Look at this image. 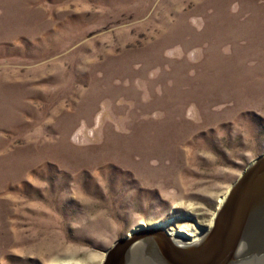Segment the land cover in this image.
<instances>
[{
    "label": "rangeland",
    "instance_id": "1",
    "mask_svg": "<svg viewBox=\"0 0 264 264\" xmlns=\"http://www.w3.org/2000/svg\"><path fill=\"white\" fill-rule=\"evenodd\" d=\"M263 150L264 0H0V264L206 233Z\"/></svg>",
    "mask_w": 264,
    "mask_h": 264
},
{
    "label": "water",
    "instance_id": "2",
    "mask_svg": "<svg viewBox=\"0 0 264 264\" xmlns=\"http://www.w3.org/2000/svg\"><path fill=\"white\" fill-rule=\"evenodd\" d=\"M99 264H264V150L230 185L198 241L177 245L159 223H140Z\"/></svg>",
    "mask_w": 264,
    "mask_h": 264
},
{
    "label": "bare ground",
    "instance_id": "3",
    "mask_svg": "<svg viewBox=\"0 0 264 264\" xmlns=\"http://www.w3.org/2000/svg\"><path fill=\"white\" fill-rule=\"evenodd\" d=\"M225 198V197H224ZM223 199H221L220 200V202L222 203L223 201H222ZM157 223H159V222H157ZM212 223H213V221H212ZM160 224V223H159ZM160 226H161V228H163V229H165V230H167L166 228H164V227H162V225L160 224ZM209 227H211V222H210V224L208 225V227H207V232L209 231ZM133 231V230H132ZM167 232L169 233V231L167 230ZM206 232V233H207ZM131 233V232H130ZM188 233V236H191V237H193L194 236V238H192V239H181L180 237H177V236H175V233L174 232H171V233H169V235H170V238H171V240L175 243V244H177V245H190V244H193V243H195L196 241H198L201 237H203L206 233L205 232H200V233H192V232H187ZM126 235H129V234H126Z\"/></svg>",
    "mask_w": 264,
    "mask_h": 264
}]
</instances>
